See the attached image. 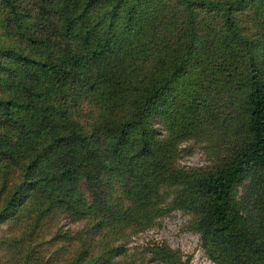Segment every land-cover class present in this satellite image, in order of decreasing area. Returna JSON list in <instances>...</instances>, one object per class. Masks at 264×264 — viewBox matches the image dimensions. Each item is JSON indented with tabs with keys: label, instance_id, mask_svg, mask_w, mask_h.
I'll return each instance as SVG.
<instances>
[{
	"label": "trees",
	"instance_id": "16d2710c",
	"mask_svg": "<svg viewBox=\"0 0 264 264\" xmlns=\"http://www.w3.org/2000/svg\"><path fill=\"white\" fill-rule=\"evenodd\" d=\"M169 211L212 264H264V0H0V264H133Z\"/></svg>",
	"mask_w": 264,
	"mask_h": 264
},
{
	"label": "rangeland",
	"instance_id": "374dc122",
	"mask_svg": "<svg viewBox=\"0 0 264 264\" xmlns=\"http://www.w3.org/2000/svg\"><path fill=\"white\" fill-rule=\"evenodd\" d=\"M23 1L27 2V0ZM152 125L154 135L163 137L164 129L159 119H155ZM182 147L185 153L177 161L179 167L198 168L208 165L210 159L204 143L188 141ZM57 221L61 229L70 235H74L83 227V222L74 223L64 216H59ZM189 221V215L181 211H169L154 219L141 232L127 237L124 241L125 250L131 254L133 264H158L146 252L147 246L153 242H163L170 249L179 251L183 258H188V264H212L201 248L198 235L191 230ZM9 230L10 227L7 224L1 225L0 237H7ZM43 234H46L45 231ZM56 246H58L57 243H51L47 236L44 237L45 252L52 251ZM69 249V247L66 248V251Z\"/></svg>",
	"mask_w": 264,
	"mask_h": 264
}]
</instances>
